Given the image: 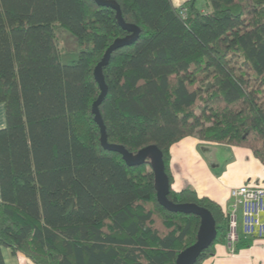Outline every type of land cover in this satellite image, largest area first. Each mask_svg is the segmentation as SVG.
<instances>
[{
  "label": "trees",
  "instance_id": "trees-1",
  "mask_svg": "<svg viewBox=\"0 0 264 264\" xmlns=\"http://www.w3.org/2000/svg\"><path fill=\"white\" fill-rule=\"evenodd\" d=\"M116 1L141 33L104 66L108 140L132 152L156 144L169 198L212 212L217 237L201 264L230 218L194 188H173L171 146L195 136L247 147L264 165V0ZM55 22L78 49L61 47ZM127 34L95 0H0V248L32 264H175L197 240L200 217L160 204L150 163L129 166L101 143L94 70Z\"/></svg>",
  "mask_w": 264,
  "mask_h": 264
},
{
  "label": "crops",
  "instance_id": "crops-1",
  "mask_svg": "<svg viewBox=\"0 0 264 264\" xmlns=\"http://www.w3.org/2000/svg\"><path fill=\"white\" fill-rule=\"evenodd\" d=\"M6 125V106L0 103V129ZM171 169L174 189L192 187L200 197L208 196L218 201L227 213L232 211L233 205L231 188L245 182L264 186V165L251 149L204 142L195 136L184 137L171 146ZM1 198L0 186V201ZM236 215L239 239L232 246L235 249L227 241L218 243L215 254L201 264H264V239L247 237L243 232L240 208ZM245 240L249 245H243ZM0 251L4 264H32L26 255L15 254L9 247L1 246Z\"/></svg>",
  "mask_w": 264,
  "mask_h": 264
},
{
  "label": "water",
  "instance_id": "water-1",
  "mask_svg": "<svg viewBox=\"0 0 264 264\" xmlns=\"http://www.w3.org/2000/svg\"><path fill=\"white\" fill-rule=\"evenodd\" d=\"M97 4L108 6L116 11V17L120 25L128 31L123 37L116 38L107 48L100 62L94 70L95 79L100 87V94L93 102L92 112L95 121L100 127V140L103 147L107 150L116 151L122 154L123 159L129 166L141 165L149 162L155 173V188L157 198L161 205L173 212L185 214H195L200 217V226L197 233V240L190 246L183 249L177 256L175 264H196L201 254L208 249L217 237L216 219L212 212L195 202H174L169 198L170 181L166 172L163 151L156 145L150 144L137 152H132L123 144L113 143L108 140L107 127L100 110V105L108 93V84L104 75V66L108 65L112 53L124 46L133 44L140 36L141 28L135 24L126 22L120 4L116 0H95Z\"/></svg>",
  "mask_w": 264,
  "mask_h": 264
},
{
  "label": "built area",
  "instance_id": "built-area-1",
  "mask_svg": "<svg viewBox=\"0 0 264 264\" xmlns=\"http://www.w3.org/2000/svg\"><path fill=\"white\" fill-rule=\"evenodd\" d=\"M182 9L185 14L184 8ZM230 197L233 199V205L232 211L228 212L230 229L226 241L229 245L234 246L239 239L236 215L238 208L242 210L245 235L252 239H264V186L245 182L231 188Z\"/></svg>",
  "mask_w": 264,
  "mask_h": 264
},
{
  "label": "rangeland",
  "instance_id": "rangeland-1",
  "mask_svg": "<svg viewBox=\"0 0 264 264\" xmlns=\"http://www.w3.org/2000/svg\"><path fill=\"white\" fill-rule=\"evenodd\" d=\"M187 0H175L179 2V6H182ZM203 0H199L198 3H201ZM55 31L57 38L59 39L60 45L62 48L67 50L78 49L79 48V39L68 29L62 27L59 22H55Z\"/></svg>",
  "mask_w": 264,
  "mask_h": 264
}]
</instances>
